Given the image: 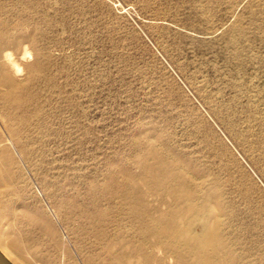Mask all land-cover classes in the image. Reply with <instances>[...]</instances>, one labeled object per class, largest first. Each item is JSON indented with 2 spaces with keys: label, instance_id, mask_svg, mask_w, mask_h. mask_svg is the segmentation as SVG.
Wrapping results in <instances>:
<instances>
[{
  "label": "rangeland",
  "instance_id": "1",
  "mask_svg": "<svg viewBox=\"0 0 264 264\" xmlns=\"http://www.w3.org/2000/svg\"><path fill=\"white\" fill-rule=\"evenodd\" d=\"M0 31V54L22 67L13 73L21 107L0 86V116H25L29 159L14 141L6 146L22 175L21 213L32 218L22 229L40 253L53 264L106 261L100 241L79 227V208L91 206L90 186L105 176L137 173L136 156L157 140V149L183 154L206 185L220 180L245 239L243 261L261 264L264 177L212 105L248 128L264 165V0H0ZM207 139L225 141L243 164L259 188L251 199Z\"/></svg>",
  "mask_w": 264,
  "mask_h": 264
},
{
  "label": "bare ground",
  "instance_id": "2",
  "mask_svg": "<svg viewBox=\"0 0 264 264\" xmlns=\"http://www.w3.org/2000/svg\"><path fill=\"white\" fill-rule=\"evenodd\" d=\"M23 53L30 54L26 48ZM21 70V64L9 51L0 54V86L4 87L1 95L7 102L19 103L18 108L22 97L13 73ZM212 108L228 137L242 147L252 163L258 164L260 175L264 177V165L249 138L248 128L239 129L219 106L212 105ZM12 112L0 116V253L11 264H53L50 257L38 251L37 240L22 229L23 222H30L32 218L26 215L28 219L24 218L21 213L20 207H25L26 201L19 184L22 175L6 143L14 141L17 152L27 161L28 135L24 114ZM210 140L206 144L220 160L228 179L243 191L245 198L251 199L259 188L243 164L232 155L225 141L217 146ZM158 143L157 140L148 143L136 156L137 173L123 172L119 168L116 174L105 176L100 184L90 186L91 206H81L78 216L82 231L101 243L106 261L97 264H246L243 261L246 256L240 253L245 239L238 235L237 214L224 197L220 180L212 179L206 185L202 180L204 175H196L193 168L186 165L183 154L176 155L165 147L157 149ZM153 195L157 204L150 206L148 196ZM111 202L115 205L109 204ZM112 213H121L123 217L118 219ZM123 218L127 223L122 222ZM90 257L85 258L87 264H92Z\"/></svg>",
  "mask_w": 264,
  "mask_h": 264
},
{
  "label": "water",
  "instance_id": "3",
  "mask_svg": "<svg viewBox=\"0 0 264 264\" xmlns=\"http://www.w3.org/2000/svg\"><path fill=\"white\" fill-rule=\"evenodd\" d=\"M0 264H11V263L0 253Z\"/></svg>",
  "mask_w": 264,
  "mask_h": 264
}]
</instances>
